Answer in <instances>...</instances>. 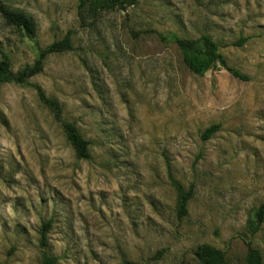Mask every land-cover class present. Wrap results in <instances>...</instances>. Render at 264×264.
<instances>
[{
  "label": "rangeland",
  "instance_id": "rangeland-1",
  "mask_svg": "<svg viewBox=\"0 0 264 264\" xmlns=\"http://www.w3.org/2000/svg\"><path fill=\"white\" fill-rule=\"evenodd\" d=\"M0 5L36 28L29 40L0 17L13 72L72 44L28 85L0 87V264H199L203 245L226 264H246L248 246L264 258V220L248 226L264 204V0H139L95 17L76 0ZM173 35L212 37L249 81L219 66L191 74ZM31 85L90 143L88 160ZM172 181L192 190L185 216Z\"/></svg>",
  "mask_w": 264,
  "mask_h": 264
},
{
  "label": "trees",
  "instance_id": "trees-1",
  "mask_svg": "<svg viewBox=\"0 0 264 264\" xmlns=\"http://www.w3.org/2000/svg\"><path fill=\"white\" fill-rule=\"evenodd\" d=\"M79 15L83 12H89L91 17L97 16L99 13L118 10L124 12L128 7L135 6L139 0H76ZM0 17L7 26L14 27L20 31L24 37L33 40L36 34V28L33 20L23 12L10 10L0 5ZM178 50L182 64L193 75L203 76L208 71L217 66L226 70L233 78L240 81H249L246 75L241 74L238 70L230 67L224 57L220 54L219 44L208 35H202L197 39H185L171 36L170 40ZM246 40L240 39L235 46H241ZM72 50V44L69 35L62 40L55 41L49 46L38 49L37 55L30 66H26L22 70L13 72L11 68L10 58L0 48V87L5 84L28 85L29 80L42 73L46 58L53 54H60ZM35 90L39 102L45 106L56 123H58L66 140L75 156L79 160L89 159V145L74 124L66 122L62 118V110L59 103L46 96L41 87L31 85ZM0 124H2L0 119ZM217 130L216 126L208 128L203 133V139H209ZM177 192V213L178 216H185L187 213L188 202L192 197V190L185 192L175 181H172ZM264 220V204L257 208L253 214V219L249 221V229L255 233ZM48 225H43L41 234V245L45 246V232ZM195 257L199 264H226L225 254L223 251L212 246L203 245L195 251ZM43 264H54L55 260L43 255ZM246 264H264V258L259 250L248 246L245 259ZM123 264H133L124 261Z\"/></svg>",
  "mask_w": 264,
  "mask_h": 264
}]
</instances>
